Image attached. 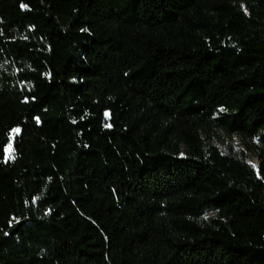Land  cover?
Segmentation results:
<instances>
[{"label":"trees","instance_id":"1","mask_svg":"<svg viewBox=\"0 0 264 264\" xmlns=\"http://www.w3.org/2000/svg\"><path fill=\"white\" fill-rule=\"evenodd\" d=\"M0 264H264V0H0Z\"/></svg>","mask_w":264,"mask_h":264},{"label":"rangeland","instance_id":"2","mask_svg":"<svg viewBox=\"0 0 264 264\" xmlns=\"http://www.w3.org/2000/svg\"><path fill=\"white\" fill-rule=\"evenodd\" d=\"M19 131L13 132V139ZM213 144L218 145L224 154H245L250 160V163L258 169L259 161L256 156L248 152L245 145L242 144L239 138H215ZM7 158L12 160L14 158L13 143L11 142L7 147ZM211 215V214H210Z\"/></svg>","mask_w":264,"mask_h":264},{"label":"water","instance_id":"3","mask_svg":"<svg viewBox=\"0 0 264 264\" xmlns=\"http://www.w3.org/2000/svg\"><path fill=\"white\" fill-rule=\"evenodd\" d=\"M20 224L21 223H16L15 225H13L12 228L10 229V231H9V234L10 235H14L17 232Z\"/></svg>","mask_w":264,"mask_h":264},{"label":"snow or ice","instance_id":"4","mask_svg":"<svg viewBox=\"0 0 264 264\" xmlns=\"http://www.w3.org/2000/svg\"><path fill=\"white\" fill-rule=\"evenodd\" d=\"M16 131L18 132L19 130L17 129Z\"/></svg>","mask_w":264,"mask_h":264}]
</instances>
